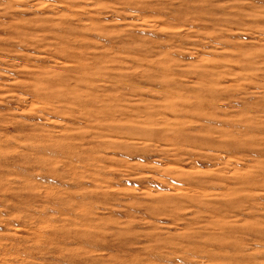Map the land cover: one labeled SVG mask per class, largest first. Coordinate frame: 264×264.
I'll return each mask as SVG.
<instances>
[{"label": "rangeland", "instance_id": "374dc122", "mask_svg": "<svg viewBox=\"0 0 264 264\" xmlns=\"http://www.w3.org/2000/svg\"><path fill=\"white\" fill-rule=\"evenodd\" d=\"M0 264H264V0H0Z\"/></svg>", "mask_w": 264, "mask_h": 264}]
</instances>
